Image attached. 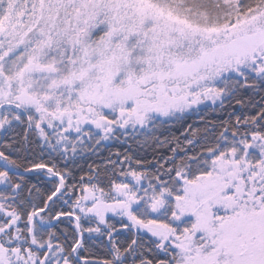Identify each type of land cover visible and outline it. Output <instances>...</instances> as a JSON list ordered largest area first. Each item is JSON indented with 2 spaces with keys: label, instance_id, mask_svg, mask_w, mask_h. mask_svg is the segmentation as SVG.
Returning <instances> with one entry per match:
<instances>
[{
  "label": "snow or ice",
  "instance_id": "6c2138e0",
  "mask_svg": "<svg viewBox=\"0 0 264 264\" xmlns=\"http://www.w3.org/2000/svg\"><path fill=\"white\" fill-rule=\"evenodd\" d=\"M0 264H264V0H0Z\"/></svg>",
  "mask_w": 264,
  "mask_h": 264
}]
</instances>
